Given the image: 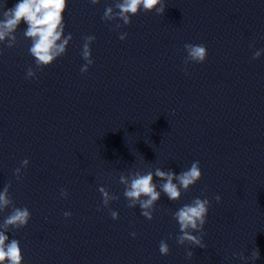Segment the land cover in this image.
<instances>
[{
    "label": "clouds",
    "instance_id": "obj_1",
    "mask_svg": "<svg viewBox=\"0 0 264 264\" xmlns=\"http://www.w3.org/2000/svg\"><path fill=\"white\" fill-rule=\"evenodd\" d=\"M69 0H19L11 8H6L7 0H4L3 7L0 8V45L12 48L17 43L16 32L21 23L26 25L23 36L31 41L28 49L34 58L35 67H28L26 78H36V72L52 65L58 58L64 56L67 47L72 40V34L65 35V12ZM92 5L100 3V0H90ZM165 0H114L113 5L107 6L101 19L104 22H113L112 30H119L123 26L132 23L131 17L138 15L141 11L155 12L157 15H164ZM122 22V23H120ZM127 33H120L119 39H126ZM94 35H87L83 38L81 56L85 63L81 66V73H87L89 67L94 63L92 59L91 44L95 41ZM186 56L183 63L203 64L208 56V50L204 44L186 43L184 45ZM264 49L254 51L252 59H258ZM3 48H0V55ZM187 74V68H184ZM29 160L21 161L20 167L14 170L17 180H21L23 168H27ZM155 178H159L157 185ZM202 178V171L199 161H193L191 166L182 170L179 174L171 169L165 171L157 167L153 170L143 171L136 169L127 174L121 173L119 183L124 186L123 196L127 200V207L130 209L139 206L141 215L148 220H152L153 213L161 194L167 196L170 201H178L182 192H187ZM11 183L4 185L0 191V213L6 210L11 211L0 221V264H23L24 256L19 240L9 238L6 233L19 230L27 226L31 219V212L27 207H17L10 194ZM159 188V190H158ZM98 191L102 196V205L108 208L112 201L118 200L119 196L111 193L101 186ZM60 195L67 198V189H61ZM217 203L221 197H214ZM210 208V200L207 198H193L190 203L184 204L172 213V218L178 223L179 232L176 235L178 245H188L195 248L204 249L203 243L204 226L207 223ZM100 210V209H98ZM71 212H65L64 216L70 217ZM113 220L119 218L116 211L110 210ZM135 237L137 234L132 232ZM171 238V237H169ZM159 252L161 255L170 254V247L167 240L159 242ZM194 252L186 249V258L191 259ZM233 258L247 262L249 259L256 261L260 258L259 249L252 250L250 256L241 253H233Z\"/></svg>",
    "mask_w": 264,
    "mask_h": 264
}]
</instances>
